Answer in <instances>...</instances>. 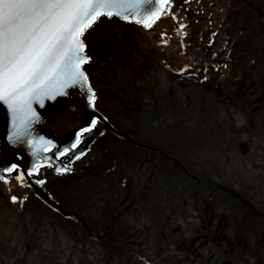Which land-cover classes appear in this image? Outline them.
I'll list each match as a JSON object with an SVG mask.
<instances>
[{"label":"flooded vegetation","instance_id":"flooded-vegetation-1","mask_svg":"<svg viewBox=\"0 0 264 264\" xmlns=\"http://www.w3.org/2000/svg\"><path fill=\"white\" fill-rule=\"evenodd\" d=\"M171 13L86 32L97 129L4 174L0 264H264V0Z\"/></svg>","mask_w":264,"mask_h":264},{"label":"snow or ice","instance_id":"snow-or-ice-1","mask_svg":"<svg viewBox=\"0 0 264 264\" xmlns=\"http://www.w3.org/2000/svg\"><path fill=\"white\" fill-rule=\"evenodd\" d=\"M173 3L174 0H0V102L7 106L12 118L9 144L26 142L33 156L39 154L38 145L45 152L57 148L51 140L32 136L30 130L41 121L34 104L43 108L46 100L68 96L70 89L79 87L89 106L95 108L96 93L84 71V65L92 60L86 54L84 36L102 17L116 16L152 29L162 17L172 15ZM185 27L180 25L181 29ZM98 123V118L91 119L76 133L75 142L58 151V155L62 157L76 149L84 134L97 129ZM81 155L84 153L76 159ZM42 166L39 159L30 170L22 169L18 160L8 161L0 166V172L15 173L21 185L29 183L26 176H36L35 183L43 186L45 180L39 178ZM69 170L55 169L58 174ZM0 180L9 182L5 175H0ZM11 200L16 203L17 197Z\"/></svg>","mask_w":264,"mask_h":264},{"label":"water","instance_id":"water-1","mask_svg":"<svg viewBox=\"0 0 264 264\" xmlns=\"http://www.w3.org/2000/svg\"><path fill=\"white\" fill-rule=\"evenodd\" d=\"M33 107L40 115L41 121L34 124L30 130L35 138L44 137L57 145L56 151L67 147L75 138L76 131L87 123V100L85 94L79 87L70 89L68 96L57 97L55 101L46 100L45 106L41 108L38 104ZM60 114L57 117V114ZM12 130V118L7 106L0 102V166L8 161L17 160L23 167H31L37 160H47L49 153L40 148L38 156L32 155V150L26 142H21L18 146L9 144L7 137ZM26 136L24 140L26 141ZM22 153V155H21ZM0 175H4L0 172Z\"/></svg>","mask_w":264,"mask_h":264}]
</instances>
